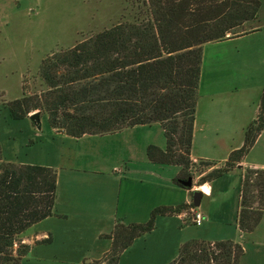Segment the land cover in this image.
<instances>
[{"label":"trees","instance_id":"16d2710c","mask_svg":"<svg viewBox=\"0 0 264 264\" xmlns=\"http://www.w3.org/2000/svg\"><path fill=\"white\" fill-rule=\"evenodd\" d=\"M132 22L112 27L54 52L41 61L45 89L23 93L8 103L12 119L45 112L51 128L79 138L158 123L165 147L147 146L149 161L177 165L174 182L197 176L195 185L215 180L234 168L241 172L237 226L241 234L255 230L264 212V169L240 164L264 128V90L255 120L244 129L243 143L224 161L193 160V125L198 99L202 46L247 30L258 17L260 0H142ZM57 171L17 164L0 151V264H22L31 245L22 234L54 215ZM193 203L158 205L145 222L115 223L104 237L109 248L90 264H118L134 239L154 229L158 216L176 215ZM189 220V219H186ZM51 235L35 244H49ZM244 247L234 240L184 241L167 264H239ZM89 264V263H88Z\"/></svg>","mask_w":264,"mask_h":264},{"label":"crops","instance_id":"0c3cea01","mask_svg":"<svg viewBox=\"0 0 264 264\" xmlns=\"http://www.w3.org/2000/svg\"><path fill=\"white\" fill-rule=\"evenodd\" d=\"M262 3L261 1L260 7H262ZM250 22H254V24L246 29V33L220 41L207 42L202 46L201 73L191 147L193 160L224 161L230 151L242 145L245 127L257 116L258 101L264 87V18L261 12L258 13L256 19ZM26 118L29 119V117ZM33 124L36 125L34 122ZM143 126L124 128L118 132L130 134ZM37 128L39 127L37 126ZM28 131L32 132L30 128ZM118 132L112 134L115 135ZM47 135L51 139L62 142H78L100 136L83 135L74 138L51 127L47 129ZM107 135L109 134L105 136ZM263 137L264 128L258 135L256 143ZM156 145L164 148L165 138ZM124 148L126 154L120 158L121 160L119 159L109 166V171L106 170L108 173H103L102 165L96 167L86 164L91 158H85L80 153L76 154L70 151L69 154H66L70 158L65 161H63V156L66 155L63 153L62 155L55 153L52 157L50 155L43 156L45 160L43 165L53 167L57 171L54 215L33 224L34 229L30 234H27V231L22 234V242L30 244V250H33L35 246H38L35 241L48 234L53 236L54 241L59 240L61 243L73 235L77 236L83 231L86 218L97 215L91 211L93 202H90L96 195L95 193L91 194V188L103 187L101 191H104L107 187H113L115 183H118L120 187L117 211L120 208V214L134 218L133 221H141L139 219L144 217L146 204H148L147 209L149 210L158 205L175 206L181 203H193V195L197 190L201 193L198 206L202 205L203 198L207 200L206 205L201 209L204 213L203 222L220 215L219 209H214V205L219 204L220 201H222L221 204L224 201H228L230 204L234 202V207L237 203L235 210L237 212L241 187V172L237 167L218 179L187 189L179 187L173 181L180 171L179 166L152 163L143 153H140V161L146 162L147 167L133 163L126 166V172H121L119 177L116 178V174L105 177L107 174L115 172L121 162L137 159L138 153L127 140ZM88 151L96 153L92 145ZM238 165L242 168L264 169V159L256 157L252 159L245 156ZM139 172L148 176L147 182H144L143 177L139 179L138 176H129L130 173L139 174ZM155 194L158 196L157 198ZM97 198L101 199V204H105L109 201L110 196L103 198L96 195V201ZM233 199L234 201H232ZM100 209L102 208L100 207ZM70 211L76 212L75 219L66 223ZM186 221L188 220L185 219L184 222ZM188 223L183 224L181 213L157 217L156 230H160V234L156 233V241L162 246L163 251L159 253L156 264H167L176 257L178 247L184 241L194 237V234L189 232L191 225ZM209 227L210 225L207 226V229ZM103 231L106 230L102 229L100 233H104ZM235 231L237 237L244 239L246 243L243 245L244 257L240 259V264H264V212L259 224L251 233L241 234L236 227ZM107 240L109 244L102 254L110 246V240ZM135 242L136 239L126 250L133 248ZM126 250L124 253L122 252L118 264L120 262L126 264L127 260L135 263L132 255L130 258L126 257ZM89 261L91 260L88 259Z\"/></svg>","mask_w":264,"mask_h":264},{"label":"rangeland","instance_id":"374dc122","mask_svg":"<svg viewBox=\"0 0 264 264\" xmlns=\"http://www.w3.org/2000/svg\"><path fill=\"white\" fill-rule=\"evenodd\" d=\"M140 1L142 0H0V151L3 160L17 164L43 165L45 162L43 156L50 155L52 157L55 153L66 155L71 151L76 154L80 153L85 158L90 157L91 159L86 164L96 167L102 165L103 173H108L109 166L126 154L124 146L127 140L138 153L137 159L121 162L115 172H111L105 177L116 174L117 178L121 172H126V166L133 163L147 167L146 162L140 161L139 154L143 153L147 158V146L149 144L156 145L164 140L159 124L144 125L130 134L118 132L115 135L111 133L105 136V134L78 142H62L48 137L47 129L50 125L45 112L40 115L39 128H37V125L27 118L12 119L8 105L10 101L19 98L23 93L33 94L45 89L39 76V67L44 58L54 52L70 48L77 42L108 29L118 22L134 21L140 14L142 6ZM261 1L263 8L260 7L259 12L264 18V0ZM253 24L254 22L245 23L242 28L247 29ZM28 128L32 130L31 133ZM257 141L258 139L255 140L245 156L252 159L253 157L264 159V137L259 139L258 143H256ZM90 145L96 150L95 154L88 151ZM69 158L68 155L63 156V161ZM129 176H138L139 179L143 177L144 182L148 181V176L141 172L139 174L130 173ZM192 177L193 184L196 186L197 176ZM102 188L92 187L91 194L95 193L97 197L103 198L109 195V201L101 204V199L97 198L96 201V195L92 198L91 211L97 215L86 218L82 232L77 236L69 237L64 243L59 240L54 241L51 236L52 240L49 244L35 246L22 258L21 263L90 264L92 260L100 258L102 252L107 248L109 243L104 235L113 230L116 222H145L149 218L154 207L148 210V204L144 207V217L139 219L141 221H133L134 218L125 216L123 213L121 215L120 208L117 211L120 190L118 183H115L113 187H107L104 191H101ZM155 197L158 196L155 194ZM206 201L203 198L202 205L193 206V208L204 214L201 209L206 205ZM221 202L214 205V209H219L218 217L209 218L200 226L189 220L186 221L191 225L189 232L194 234L193 238L195 239L205 241L230 239L241 242L242 246L245 245V240L237 237L235 231V227L238 229V210L235 211L237 203L234 207V202L233 204L228 201H224L222 204ZM75 214L76 212L69 213L66 223L72 222L75 219ZM184 220L183 224H186ZM208 225L210 227L207 229ZM31 227L26 230L27 234H30L34 229V226ZM102 229L106 231L100 233ZM157 231L155 223L152 231L136 238L133 248L125 249L126 257L130 258L132 255L131 257L135 261V263H131V260H127L126 264H150L151 262L156 264L159 253L163 251L162 246L156 241V233L160 234V230ZM88 259L91 261L88 262ZM119 264H123V262Z\"/></svg>","mask_w":264,"mask_h":264},{"label":"water","instance_id":"95a60500","mask_svg":"<svg viewBox=\"0 0 264 264\" xmlns=\"http://www.w3.org/2000/svg\"><path fill=\"white\" fill-rule=\"evenodd\" d=\"M28 117L31 121H33L38 126L39 124V112L38 111H34L30 113ZM182 184L187 187H192V179L188 178L186 180H182ZM200 195H201L200 191L197 190L194 192V195H193V205L194 206H198Z\"/></svg>","mask_w":264,"mask_h":264},{"label":"built area","instance_id":"2783aa9c","mask_svg":"<svg viewBox=\"0 0 264 264\" xmlns=\"http://www.w3.org/2000/svg\"><path fill=\"white\" fill-rule=\"evenodd\" d=\"M181 216L183 219H189V221L195 225H200L204 219L202 212L195 210L193 207L188 210H183Z\"/></svg>","mask_w":264,"mask_h":264}]
</instances>
